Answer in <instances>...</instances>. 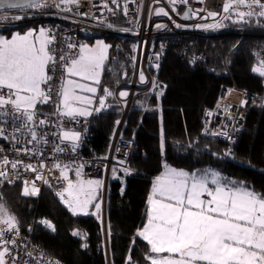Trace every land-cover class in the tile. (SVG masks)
I'll list each match as a JSON object with an SVG mask.
<instances>
[{"label": "trees", "instance_id": "16d2710c", "mask_svg": "<svg viewBox=\"0 0 264 264\" xmlns=\"http://www.w3.org/2000/svg\"><path fill=\"white\" fill-rule=\"evenodd\" d=\"M250 11L254 14L242 20L233 13L221 23L215 36L167 38V48L158 53L156 73L164 92L145 93L131 102L120 133L121 139L134 140L129 169L115 166L106 194L111 264H151L153 253L148 242L138 236V227L164 160L197 175L216 170L222 183L243 186L264 196V75L253 70L254 52L264 48V16L259 15L261 8L252 7ZM34 25L37 26L31 23L0 28V32L9 35L12 30L23 31ZM105 40L110 41L109 52L118 42ZM129 44L124 42L115 62L110 52L103 72L101 86L108 108L86 118L89 127L84 153L89 157L103 158L108 154L121 120L122 107L114 91L128 84L133 74ZM198 54V60H194ZM233 82L257 94L259 100L249 108L239 139L229 144L206 136L202 118L204 111L214 106L222 85ZM0 203L24 232L35 214L52 220L54 231L35 225L32 238L46 254L63 264H108L101 219L96 214H74L58 202L50 188L43 189L37 198L22 195L19 184L6 185L0 191Z\"/></svg>", "mask_w": 264, "mask_h": 264}, {"label": "built area", "instance_id": "2783aa9c", "mask_svg": "<svg viewBox=\"0 0 264 264\" xmlns=\"http://www.w3.org/2000/svg\"><path fill=\"white\" fill-rule=\"evenodd\" d=\"M238 2L239 0H33L19 6L0 8V28L9 29L36 23L43 27L47 39L51 40L50 54L55 57L54 69L52 64L48 66V75L52 79L41 85L51 98L47 103H37L33 121H27L24 115L15 113L10 105L0 109V172L4 173L0 175V191L6 185L19 184L22 195H25L26 187L29 193L34 187L36 194L25 196L39 198L43 189L50 188L58 202L67 206L64 201L70 200L65 192L69 182L75 187L77 180H96L103 185L105 196L111 171L115 166L129 168L128 158L132 153L134 140L121 139L120 131L116 137L113 136L105 157H89L84 153L88 119L70 117L58 110L65 65L77 57L81 40L98 37L117 39L118 42L114 43V48L110 51L111 60H117L124 42L130 41L128 50L134 62L133 74L128 84L119 86L114 91L122 111H125L127 103L137 96L145 93L161 95L164 92V85L158 81L156 73L159 70L158 53L167 48V38L178 39L186 35L215 36L221 23L233 13L250 11L252 7L260 8L255 0H245V5L251 4V8L237 6ZM225 3L232 5L227 13L223 10ZM259 3L264 4V0H259ZM34 4L40 6H33ZM186 7L189 8V18L182 16ZM160 9L167 14H157ZM207 25L219 26L206 27ZM156 39L160 40L154 45ZM254 55L256 60L253 70L264 72V48L256 50ZM61 56L64 60H60ZM181 58H184V54ZM198 58L199 54L194 60ZM141 73L144 75L143 81L140 79ZM122 89L126 91L125 97L119 95ZM258 100L257 94L239 88L234 82L222 85L214 106L203 113L204 134L212 139L235 144L245 126L249 108ZM41 120L45 123L41 124ZM33 132L35 139L32 138ZM66 132L78 133L79 138L64 139ZM13 163L16 164L15 168L12 167ZM58 193L64 194L63 199ZM2 209L0 252L7 249L5 264H63L56 257L46 254L32 238L35 225L54 231L52 220L35 214L25 232L16 223L15 228L9 231L8 225L3 222L9 214L5 208Z\"/></svg>", "mask_w": 264, "mask_h": 264}, {"label": "snow or ice", "instance_id": "6c2138e0", "mask_svg": "<svg viewBox=\"0 0 264 264\" xmlns=\"http://www.w3.org/2000/svg\"><path fill=\"white\" fill-rule=\"evenodd\" d=\"M255 2L262 9L259 15L264 16V4H260L259 0ZM231 6L230 3H225L224 12L227 13ZM237 6L252 7L251 4L245 5V0H239ZM161 13L167 14L163 9L157 14ZM253 14L251 11L237 13L241 20L245 15ZM45 35V31L41 29L37 38L40 41L38 47L35 41L29 39L33 36L32 31L25 35L16 34L10 40L0 37V109L10 105L15 113L24 115L27 121L34 120L37 103H47L51 98L41 88L42 84L52 79L48 75L49 64H52L53 69L55 67V57L47 48L51 40L40 39ZM107 48L102 41H98L95 48L81 46L79 58L65 65L66 74L98 83ZM60 60H64V57L61 56ZM261 74L264 75V72ZM140 79L144 80L143 73L140 74ZM76 88L96 92V88H85L84 85L68 80L67 86L63 87L60 93L61 104L65 109L63 114L70 117L89 115L86 109L70 104V100L81 105L92 103L90 98L76 95ZM105 92L111 95L107 89ZM124 95L126 93H121V96ZM100 106H104L103 99L100 100ZM40 123L45 121L41 120ZM32 138H36L34 132ZM78 138V133H64V139ZM12 167L15 168L16 164L13 163ZM165 169L164 175L157 178L148 200V223L138 234L151 246V252L157 254L154 258L150 257L151 264H264V196H258L243 186L222 183L216 172L197 175L168 168L167 165ZM0 175L4 173L0 172ZM209 175L212 177L210 183L214 187L209 186ZM93 184L99 185L100 181H88L89 190ZM73 187L69 182L65 192L72 199L64 202L74 214L77 211L88 214V205L93 198L92 191L86 199L81 200L79 195H73ZM80 187L83 190L85 185L81 183ZM36 192L34 187L31 193L27 187L24 190L25 195ZM58 195L63 199V193ZM204 195L208 199H203ZM95 207L99 211L100 205L96 204ZM2 211L0 207V212ZM3 222L8 225L9 231L16 226L15 218L11 216ZM6 253V248L0 252V264H5ZM162 253H167L168 256L159 255ZM174 254L179 258H175Z\"/></svg>", "mask_w": 264, "mask_h": 264}, {"label": "crops", "instance_id": "0c3cea01", "mask_svg": "<svg viewBox=\"0 0 264 264\" xmlns=\"http://www.w3.org/2000/svg\"><path fill=\"white\" fill-rule=\"evenodd\" d=\"M39 26V25H38ZM39 27H41V26H39ZM39 27H37V26H31V28H26L25 30H23V31H11L10 33H9V35H6V34H4V33H1L0 32V37H3V38H5V39H11L12 38V36H14V35H16V34H20V35H25L26 33H28L29 31H32L33 32V36L32 37H30L29 39H31V40H33V41H35L36 42V44H37V47L39 46V40L37 39L38 37H39V34H40V30L41 29H38ZM42 29H43V27H41ZM44 30V29H43ZM40 39H42V40H48L47 39V36L45 35L44 37H41ZM98 41H102V40H98ZM97 40H93V41H86V40H81V43L79 44V48H78V55H77V57L75 58V59H78L79 58V55H80V48H81V46H87L88 48H95L96 46H97V42H98ZM105 45H107L108 46V48H107V51H106V53H105V59H104V61H103V64H102V66H101V69H100V73H99V82L98 83H96L95 81H93V80H89V79H84V78H81V77H79V76H68L67 74H66V72H65V74H64V79H63V81H62V84H61V87L63 88V87H65V86H67V81L68 80H72L75 84L76 83H78V81L79 82H82V83H84L85 84V86H86V88L87 87H93V88H96V92L95 93H91V92H89V94L88 95H90L92 98H91V100H92V103H91V105H81V104H79V103H77L76 101H74V100H70L71 102H70V104H72V106L73 107H77V108H82V109H86L90 114L89 115H86V116H81V115H74V116H77V117H83V118H87V117H89L90 115H92L93 113H96V112H99V111H101V110H103V109H106V108H108L107 107V104H108V102H107V96H106V94L103 92V89H102V86H101V82H102V78H103V72H104V70H105V67H106V65H107V59L109 58V54H110V52H109V48H110V45H108V42L107 41H102ZM47 48H48V50H49V52H50V46H49V44L47 45ZM80 96V95H79ZM101 99H103L104 100V106L103 107H101L100 106V100ZM61 100H62V97H61ZM58 110H60L62 113H64V111H65V109L63 108V106H62V104H61V101H60V104H59V106H58ZM74 132H69V134L71 135V134H73ZM165 165H167L168 166V168H172V169H176V170H183V169H177V168H175V167H173V166H171V165H168L166 162L163 164V167H162V169H161V172L159 173V175L157 176V178L158 177H161V176H163L164 175V173H165V171H166V169H165ZM183 171H186V170H183ZM186 172H188V171H186ZM188 173H190V172H188ZM191 174V173H190ZM209 177H210V175H209ZM209 177H208V179H209ZM220 177V176H219ZM157 178H156V180H157ZM220 179H221V182H222V178L220 177ZM156 180L154 181V184H155V182H156ZM79 181H82V180H79ZM79 181H77V183H76V185H75V187L73 188V192L75 191V189L78 187L77 185H78V183H79ZM154 186V185H153ZM153 186H152V188H153ZM209 186L210 187H214L213 185H211V183H210V180H209ZM152 195V189L150 190V192H149V196H148V198H147V200H146V202H145V208H144V210H143V213H142V216H143V218H142V220H141V222H140V224H139V229H138V234H139V232L140 231H142L143 229H144V227L147 225V223H148V211L150 210V205H149V203H148V200H149V197ZM203 199H208V197L206 196V195H204L203 197H202ZM165 202H167V201H165ZM139 236V235H138ZM140 237V236H139ZM143 238V237H142ZM150 246V245H149ZM150 249H151V246H150ZM157 254H152V256H151V258H154L155 256H156ZM159 255H162V256H165V257H167L168 256V254L167 253H162V254H159ZM174 256H175V258H179L178 257V255H176V254H174Z\"/></svg>", "mask_w": 264, "mask_h": 264}, {"label": "rangeland", "instance_id": "374dc122", "mask_svg": "<svg viewBox=\"0 0 264 264\" xmlns=\"http://www.w3.org/2000/svg\"><path fill=\"white\" fill-rule=\"evenodd\" d=\"M35 26V25H34ZM33 27V26H32ZM37 27H39L38 25H37ZM27 28H31V27H27ZM38 29H42L41 27H39ZM13 31H18V30H13ZM95 40H102V41H106L104 38H101V37H98V38H95ZM108 42V41H107ZM108 45H110V41L108 42ZM115 61H117L116 60V58L114 59H112V62H115ZM107 62H108V59H107ZM106 62V63H107ZM107 66V65H106ZM106 68V67H105ZM76 84H80V85H84L85 86V84L84 83H82V82H79L78 81V83H76ZM85 88H86V86H85ZM121 93H126V91L124 90V89H122V91L120 92V96H121ZM75 94L76 95H80V96H83V97H87V98H92L90 95H88L89 94V92L88 91H86V90H82V89H80V88H76L75 89ZM121 97H125V95L124 96H121ZM71 102V101H70ZM120 104V103H119ZM121 106V105H120ZM164 163H165V160H164ZM129 169V168H128ZM211 172H216V173H218L219 174V176H220V173L218 172V171H216V170H214V171H211ZM114 176V174H113V170L111 171V177H110V179L112 178ZM109 179V180H110ZM211 179H212V177L210 176L209 177V180L211 181ZM77 181H79V180H77ZM88 181H90V180H82V181H79V183H78V187L75 189V191L73 192V195L75 196V195H79V197H80V199L81 200H84V199H86L87 198V196H88V194H89V192L90 191H92V193H93V198H92V201H91V203L88 205V209H87V213L88 214H84L83 212H79V211H77L75 214L76 215H81V216H84V215H92V214H96L97 215V217H99L100 219H101V225H102V227H103V223H102V213H103V209H104V207H103V204H104V199H107V196H106V194H107V191L105 192V198H104V192H103V185L100 183L99 185H95V184H93L92 185V189L91 190H89L88 189V187H87V182ZM93 181H96V180H93ZM122 181V180H121ZM81 183H83L84 185H85V187H84V189L83 190H81V187H80V184ZM124 187H125V184H123L122 185V189H124ZM107 190H108V188H107ZM67 196H68V194H67ZM68 198L71 200L72 199V197H69L68 196ZM96 204H99L100 205V208H99V211H97V209H96V207H95V205ZM68 206V205H67ZM0 207H3L4 208V206L0 203ZM105 207H106V202H105ZM69 208V207H68ZM107 208V207H106ZM70 209V208H69ZM70 211L71 212H73L71 209H70ZM9 214V213H8ZM106 227H107V223H106ZM107 229V228H106ZM104 235V234H103ZM107 235H108V229H107ZM104 249H105V244H104ZM111 264V263H110Z\"/></svg>", "mask_w": 264, "mask_h": 264}, {"label": "water", "instance_id": "95a60500", "mask_svg": "<svg viewBox=\"0 0 264 264\" xmlns=\"http://www.w3.org/2000/svg\"><path fill=\"white\" fill-rule=\"evenodd\" d=\"M30 1H33V0H0V8H6V7H8L9 5H14V6H19V4H24V3H29ZM182 16L185 18V17H187V18H189L190 16H189V8L188 7H186L185 8V11L182 13ZM154 57L155 58H158V56L157 55H155L154 54ZM130 103L131 102H129V103H127V105H126V110L125 111H122V114H121V120H120V122H119V124H118V126H117V130H116V132H115V134H114V136L116 137L119 133H120V131H121V127H122V125H123V123H124V120H125V116H126V114H127V111L129 110V105H130ZM104 196V195H103ZM104 198H105V196H104ZM105 202H106V199H104V204H103V207H104V209H103V213H102V223H103V227H102V229H103V233H104V240H105V253H106V260H107V262H108V264H110L111 262H110V257H109V250H108V240H107V229H106V223H107V218H106V207H105ZM74 233H77V230L76 231H74Z\"/></svg>", "mask_w": 264, "mask_h": 264}, {"label": "bare ground", "instance_id": "6f19581e", "mask_svg": "<svg viewBox=\"0 0 264 264\" xmlns=\"http://www.w3.org/2000/svg\"><path fill=\"white\" fill-rule=\"evenodd\" d=\"M234 23V22H233Z\"/></svg>", "mask_w": 264, "mask_h": 264}]
</instances>
